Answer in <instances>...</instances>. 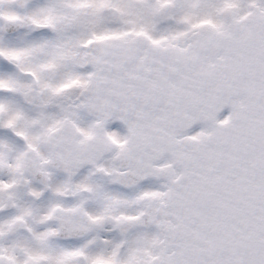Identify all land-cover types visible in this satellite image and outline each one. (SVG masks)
I'll return each instance as SVG.
<instances>
[{"label":"snow or ice","instance_id":"obj_1","mask_svg":"<svg viewBox=\"0 0 264 264\" xmlns=\"http://www.w3.org/2000/svg\"><path fill=\"white\" fill-rule=\"evenodd\" d=\"M0 264H264V0H0Z\"/></svg>","mask_w":264,"mask_h":264}]
</instances>
